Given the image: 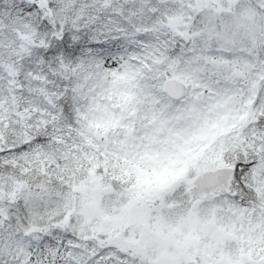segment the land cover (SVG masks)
Returning a JSON list of instances; mask_svg holds the SVG:
<instances>
[{
  "label": "snow or ice",
  "instance_id": "1",
  "mask_svg": "<svg viewBox=\"0 0 264 264\" xmlns=\"http://www.w3.org/2000/svg\"><path fill=\"white\" fill-rule=\"evenodd\" d=\"M0 264H264V0H0Z\"/></svg>",
  "mask_w": 264,
  "mask_h": 264
}]
</instances>
